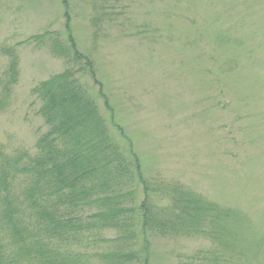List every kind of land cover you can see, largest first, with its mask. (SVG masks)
Returning a JSON list of instances; mask_svg holds the SVG:
<instances>
[{
  "label": "rangeland",
  "instance_id": "obj_1",
  "mask_svg": "<svg viewBox=\"0 0 264 264\" xmlns=\"http://www.w3.org/2000/svg\"><path fill=\"white\" fill-rule=\"evenodd\" d=\"M67 7L101 86L89 68L78 77L109 120L98 92L108 96L128 139L112 132L139 155L149 200L162 201L177 182L229 208L222 224L239 257L227 251L228 264H264V0H0V100L4 50L17 54L19 69L0 106V144L10 152L33 153L47 131L33 89L74 67L32 39L66 37ZM151 237L152 264L215 245L212 235Z\"/></svg>",
  "mask_w": 264,
  "mask_h": 264
},
{
  "label": "trees",
  "instance_id": "obj_2",
  "mask_svg": "<svg viewBox=\"0 0 264 264\" xmlns=\"http://www.w3.org/2000/svg\"><path fill=\"white\" fill-rule=\"evenodd\" d=\"M65 19L66 37L55 32L32 37L74 65L33 89L47 131L33 153L10 152L0 144V264H152V235H212L213 247L178 264H228L233 260L224 257L227 251L236 261L233 230L222 224L229 208L177 182L164 189L168 196L162 201L149 200L151 185L139 155L132 146L126 152L112 132L128 139L108 96L102 88L98 92L109 120L78 77L89 68L101 86L91 56L78 48L69 7ZM4 53L10 61L0 106L19 77L17 54ZM138 185L144 187L141 204Z\"/></svg>",
  "mask_w": 264,
  "mask_h": 264
}]
</instances>
